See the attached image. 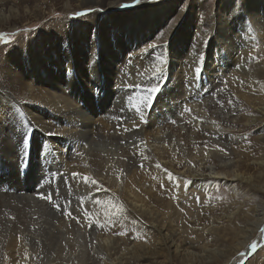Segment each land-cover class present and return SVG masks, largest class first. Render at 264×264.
I'll return each instance as SVG.
<instances>
[{
  "label": "bare ground",
  "instance_id": "6f19581e",
  "mask_svg": "<svg viewBox=\"0 0 264 264\" xmlns=\"http://www.w3.org/2000/svg\"><path fill=\"white\" fill-rule=\"evenodd\" d=\"M27 1L30 0H0V28L1 25L4 24V20L7 19L6 16L15 18V16H17V11L29 10L27 9ZM53 1L54 0H33L35 3L34 18H42L46 12L45 7L49 5L50 13L52 11L51 4H53ZM119 1L121 0H83L79 2V5L82 4L81 8H102L104 6H114V4ZM259 1L260 0H243L245 5L243 9H247L250 14L254 15L251 20L260 30L258 32L260 36L264 37V19L260 23L257 15V8L258 5H260ZM172 3L174 4L172 7V4H170L163 9H168L170 7V9H176L180 6L181 0H175ZM217 4L218 12L215 15L216 25H214L215 22H207L206 27L208 28V32L202 29V25L199 27L197 26L196 29L199 30L200 35L195 45L190 44L188 41L193 34V20L198 15L195 14L193 10H189L187 17L176 34V38L172 39V50L169 51V53L165 52L166 58H164L163 62L159 65L161 66L159 68H162V72H158L157 68H149V65H147V62L159 63V61L149 58V56L152 55H148V57L142 54L136 55L127 62L124 59L121 60L122 52L125 50L124 48L119 46L122 51L120 52L115 45L110 48L103 39H99L98 41L102 52L101 60H103L107 66L109 65L106 73L107 82L109 84L115 83L114 86H116L119 82L122 83L123 78H133L136 74L139 75V79H134L131 83L135 85L147 75V77L142 80V87L137 90L139 93L134 90L131 91L133 95L141 98L142 101L150 96V89L152 87L160 86L159 92L151 93V96L153 98L155 97V100H157V103H154V105L178 100L182 98V96L186 102L200 100L198 102L199 105L209 116L223 127L228 128L209 132L212 136V138H209V141L206 138L198 140L200 144L215 141L219 144L220 148L225 149L223 153H215L212 156L204 157L206 161L203 164V170L200 175L191 172L184 160V156L176 145L171 144V142L170 144L163 143L161 145L154 144L140 147L137 152L126 150L125 147H120L121 157L116 161L117 165H113L112 163L105 172L103 171L104 163L102 166L100 165L102 163L98 157V153L91 152L90 157L86 161L84 154L77 156V150L80 145H76L72 148V141L76 144L78 140L81 139L94 141L95 137L98 139L100 138L98 134L93 135V132L87 131L83 125H81L80 129H76L75 131L74 129L65 131L62 129L54 130L50 125L45 123L47 117L45 114L41 113L39 110L40 108L48 107L47 111L54 113V118H56L57 115L63 118L64 116L74 117L76 114H81V112H83L81 108H78L81 99L79 91L73 92L72 94H65L62 88L57 89L58 86L63 83L61 75H54L51 69L47 68V62L45 60L40 63L32 60L31 70L33 72V78H31V80L27 78L24 79L25 87L9 88L5 85L4 88H0V93L3 94V103L5 105H12L18 111H25L26 109L25 112L29 115V119L37 125V128L47 134L50 132L56 134L49 135L48 138H46V140H49V142H47L48 146L43 147L42 152L40 149L39 153H37L38 157H44L49 153V150L54 149V152L56 151L54 156L57 159L55 166L59 169L60 173L61 169H64L67 171L66 173L70 178L74 172L89 178L88 183H85L83 180L71 178L72 181L79 185V188L86 191L83 197H80V195L75 199L67 195L62 197L64 200L68 199V201L71 202L77 200L75 204L73 202L72 206L69 204V207H67L69 209H64L63 211L66 217L68 216L67 212L78 213V217L72 214V218L67 219L72 222L76 218L75 224L78 226L66 230L62 229L61 223L57 226L56 224H49L51 218L55 219L54 221L57 223L62 219L61 217H57V212L53 211L54 209L52 207L50 210L48 205L46 206V204L36 201L37 196L35 195L37 193L33 195V193H35V191H33L34 189L32 190L28 187L27 189H23L0 186V211L4 216L2 222L4 224H10L5 230L3 225V227H1L3 228L2 231L0 230L1 257H4V255L5 257L7 256L12 264H126L128 256L129 259L134 257L138 259V261L141 260L138 258L139 255L137 256L134 254V249L139 246V248L142 249L141 251H143L140 257L143 258L155 255V257L162 256L167 259H171L172 257L184 259V262H189V264H218L217 262L222 261L223 264L228 259L230 260L237 255L242 248H247L246 244L249 239L255 235L260 222L263 223V195L260 196V199L255 205H249L252 207L250 209L251 211H246L242 218L243 222L237 225V227L235 226L236 228H233V242L222 249H219V247L217 248V244L215 245L216 247H213L207 243L213 238L219 237L220 231L224 230L223 224L233 226L236 224V220H239L240 216L238 213L239 205L235 206L232 212L224 215L222 214V217L213 216V208L210 206L206 207L205 201H208L214 181L220 182L224 186L232 189V195L236 196L238 193H241L240 184L242 182L243 184L245 183V187L249 190L252 188L254 189V187H256L254 183L256 181L255 175L258 176V173H261L264 169V160L256 157L255 155L257 153L255 154L254 148H252L255 143L257 146L259 145V147L264 149V133L259 138L258 142L254 139V143L252 144L250 141H247L245 136L239 134L238 131H232V129L235 128V124L241 123L238 117L240 110H242L240 109L241 104L253 110V113L247 117L248 121L246 120V122H244L245 125L254 126L264 119V70H262L257 63H253L246 71L237 70L239 57L242 53L241 48H239L241 42L239 41L240 34L234 44L232 46L229 45L228 42L232 41V37H236V33H234V30L230 29L227 21L226 23L223 21V18L227 17L225 16L227 13L225 9L228 10L231 8V0H218ZM3 7H5L7 11L4 12ZM185 7L186 6H181L178 8L179 14L184 11ZM29 11L31 12L33 10ZM95 16L96 15H92V17L89 18L90 24L97 22L98 19ZM146 17L148 18L149 14H146ZM112 18L113 19H110L111 21L114 20L119 22L126 17H124V14L118 13L112 16ZM229 21L232 23L231 20ZM145 22L149 31H152V25L155 24L154 21L146 19ZM95 25H97V23ZM238 29L239 27H236V31ZM215 31L217 32V36ZM60 33L63 32L59 31V34ZM170 33L171 30L169 31V34ZM152 35L151 33L140 34L139 37L132 41L131 45L136 47V50H134L137 51L139 48L147 45L148 43L140 44L147 42ZM179 37H183V41L180 40L181 38L178 39ZM79 38L80 44L84 47V51L93 47L94 43L92 45L90 43L91 40L87 43L83 36ZM186 43L188 47L190 46L192 49H190L186 55L182 56V58H179V56L176 55V51ZM75 45L77 47L76 43ZM187 45L185 47H187ZM30 46L31 45L28 43L26 49H29L32 57V47ZM223 47L225 50H223ZM217 49L222 51L224 55L230 56L229 61L225 60ZM161 52L163 53L162 49ZM128 53L130 52L124 54H127L125 56L126 58L129 57ZM77 56L74 60L78 62L80 59H78ZM201 57H203V60H201ZM61 58L62 59H59V57L52 55L51 63L55 64L58 70L62 69L65 65L64 71L67 70V75L72 76V67L74 64L71 54L65 52ZM183 58H188V61L182 60ZM132 60L133 63L131 64L129 61ZM164 61H166L165 64L167 66H164ZM127 63L130 64L127 75L118 74L115 71L114 68L121 69L123 65L128 66ZM5 65L10 67L7 62ZM165 67L166 69L168 68L167 71H164L166 70ZM197 67L202 68V72L199 76L195 73ZM10 68L14 69V67ZM145 68L152 70H144ZM170 68L172 72H170ZM163 71L165 75L167 72V77L170 75L180 77L181 79L185 78L184 83L189 85L190 90L188 89L182 92L178 82L176 85L168 81H165L163 84V79L161 78ZM15 73L17 76L21 74L20 71H15ZM93 73L94 70L90 69V74ZM43 74L45 75V83H43L44 79L40 77ZM167 77L163 78L167 79ZM222 87L226 90L225 95L213 92V90L217 91L215 88L221 89ZM94 88L96 89L97 86H94ZM192 88H194L193 91L191 90ZM83 94L89 96L87 91H84ZM71 96H75V98L71 99ZM129 103L133 110L137 108L140 109L132 100V97H130ZM119 114L120 113L116 114V116ZM54 121L58 124L61 122L58 119ZM133 126L129 129H125L126 132L122 134V136L116 133L113 135L112 133L109 139L119 142L125 141L126 138L136 134L137 125L135 124ZM0 129L3 130V128ZM60 138L62 139L60 140ZM42 141L43 138H40V146ZM0 142L2 145L0 150L4 154L5 159H9L15 169L18 168L17 159L19 158L15 151L17 149L10 140L8 141L6 138L0 140ZM51 142L63 149L68 146L71 148L67 149L66 152L64 150L57 151ZM41 157L38 165L43 166L45 161L42 160ZM145 157H147V159H145ZM157 164L161 167L157 168ZM256 172L258 173L256 174ZM49 173L50 172H48V175ZM169 173L172 174L171 178H169ZM137 174L144 179L136 180L135 175ZM46 175L47 174H45V176ZM41 176L44 175L40 174L39 178H41ZM92 180H95L96 184H92ZM178 186L180 190L177 189ZM260 187L264 189L263 186ZM193 191H196V193L202 197L201 204H199V198L195 201L192 200L193 198H189L191 204H188V213L186 216L189 225L183 226L187 231H190V236H194L193 239L187 240L185 236L184 238L177 235L172 236L170 235L172 232L169 234L166 233L167 229L164 232L161 228L153 227V232L151 233L149 231V233L146 234L147 242H145L144 245H136L133 243V245L130 246V244H132V235H126L124 237L117 235V233L120 232L117 227L118 223L123 219L125 213L152 215L153 213L157 214L159 212L161 216L165 215L167 219L171 221L172 217L170 215H177L176 213L180 207L179 205L185 207L186 203H188V200L181 199L178 194H181V196H190ZM170 193L171 199L168 201L166 196H169ZM60 196H58V198ZM81 204L83 205L82 207ZM114 206H122L123 211L117 212ZM86 210L90 211L93 215H82ZM80 212L82 213L79 214ZM105 212H110L113 216L98 218L101 215L103 216ZM96 214H98V216ZM5 215L7 216L5 217ZM63 215L62 218H64ZM21 219L26 220L24 224H19ZM90 220H99V224L92 223L91 226H89ZM161 222L163 221L161 220ZM110 223L114 225L112 226ZM121 226L120 224V227ZM169 231L171 230L169 229ZM70 233L71 235H69ZM263 237L264 233L260 236L259 240L262 238V241H264ZM37 241H39V243H37ZM148 241L150 243H148ZM198 241H203V243L200 246V251L195 252V244ZM26 251L28 253L27 256H25ZM256 255V253L253 254V258ZM1 262L2 261H0V264Z\"/></svg>",
  "mask_w": 264,
  "mask_h": 264
},
{
  "label": "rangeland",
  "instance_id": "374dc122",
  "mask_svg": "<svg viewBox=\"0 0 264 264\" xmlns=\"http://www.w3.org/2000/svg\"><path fill=\"white\" fill-rule=\"evenodd\" d=\"M81 1L83 0H54L53 4H51L52 11L50 13L49 5L45 7L46 12L42 18H34L33 14L35 13V3L33 2V0H30L27 1V9L33 11H17V16H15V18L6 16L7 19L4 20V24H2L0 28V33L6 34L3 39H0V65H5L7 62L10 67H14L16 72H21L20 76H18L19 78H21L22 76L21 79L23 80L26 78L28 80H31V78H33V72L31 70L32 60L36 61L37 63L45 60L47 62V68L51 69V72L54 75H61L63 83L62 85H59L57 89L62 88V91L65 94H72L73 92L79 91L81 99L78 108H81V110H83L81 114H76V116L74 117L64 116V118L60 117V115H57V117L54 118L55 114L47 111L48 107L40 108L39 110L47 117L45 123L47 125H50L54 130L62 129L68 131V129H74L75 131L76 129H80L81 125H83L87 131L93 132V135L98 134L100 139L95 137L94 141L81 139L78 140L76 144L72 141V148H74L76 145H80L77 150V156L84 154L85 161L88 160L91 152L98 153V157L102 163L99 164L102 166L104 163V172L112 163L113 165H117L116 161H118L121 157L120 147H125L126 150L137 152L140 147H146L148 145L151 146L154 144L161 145L163 143L170 144L171 142V144L176 145V147L180 150L191 172L200 175L203 170V164L206 161L204 160V157L223 152L219 150V144L213 140V142L206 144H200V142L198 143V140L206 138L209 141V138H212L209 132L228 128L223 127L221 124L213 120L212 117L209 116V114L199 105L198 102L200 100H195L194 102H186L184 100V97L182 96V98H179L178 100L163 102L154 105V103H157V100H155L154 97V103L152 104L151 108H149L145 104V99L142 101L141 98L133 95V92H131L133 90L137 91L142 87V80L145 79L147 75L135 85L131 83L132 81H134V79H139V75L136 74L133 76V78H123L122 83L119 82L116 86H114L115 83L109 84L106 77L107 67H109V65L107 66V64H105L104 61L101 60L102 52L98 41L99 39H103V41H105L110 48L115 45L116 48L120 50V52L122 51L119 46L124 48L125 50L122 52L123 54L121 55V60L124 59L127 62L130 58L135 57L136 55L142 54L146 57H148V55H152L149 56V58L152 60H157L159 61V63L147 62V65H149V68L152 69L159 68L161 67L159 65L162 63L163 59L166 58L165 52L169 53V51L172 50V39L176 38V34L183 24L185 18L187 17L189 10H193L195 14L198 15L193 20V34L188 41L190 42V44L195 45L200 35L199 30L196 29L197 26L199 27L200 25H202V29L204 31L207 30L206 32H208V28L206 27L207 22H215L214 25H216L215 15L218 12V0H181V4L179 7L186 6L181 14H179L178 12L179 7H177L176 9H170L174 5L172 2L175 0H141V3L139 5H136L134 8L120 7L121 4H130L132 0H121L115 3L114 6H104L102 8H81L82 4L79 5V2ZM238 3L239 0H231V8L228 10L225 9V11L227 12L225 16L227 17H222L224 23H226L227 21L230 29L234 30V33H236V37H232V41L228 42L229 45L232 46L240 34L239 41L241 42L239 48H241L242 53L239 57L237 70L246 71L249 69V67H251L253 63H257V65L262 70H264V37H261L258 33L260 30L251 20L254 15L250 14L247 9H243V20L237 18V16L240 14L235 11ZM259 3L260 5H258L257 8V15L259 18V22L261 23L264 19V0H260ZM170 4H172L170 8L163 9ZM88 9L99 11L88 12V14L85 16L75 15L78 12H85ZM3 11H7L5 10V7H3ZM118 13L124 14V17L126 18L122 19L119 22H116L114 20L111 21L110 19H113L112 16ZM146 14H149L148 18L146 17ZM92 15H96L95 17L98 19L96 22L97 25H95V22L94 24H90L89 18L92 17ZM146 19H151L152 21H154L155 24L152 25V31H149V29L147 28L145 22ZM229 20H231L232 23ZM236 27H239L237 31ZM170 30L171 33L169 34ZM59 31L63 33L59 34ZM145 33H151L153 35L147 42L141 43L140 45L148 43L162 45V47L157 46L154 49L149 48L147 52H143L142 50L148 46L147 44L135 51L136 47H133L131 45L132 41L139 37L140 34L143 35ZM160 33H163L164 35L161 36ZM215 33L217 36L216 31ZM80 36H83L87 43L91 40L90 43L92 45L94 43L93 47L84 51V47H82V45L80 44ZM178 39L183 41V37H179ZM4 40H9L10 43H4ZM28 43L31 45L30 47H32V57L30 55L29 49H26V45ZM75 43L77 44V47ZM186 45L187 43L183 45L184 47L182 46L179 50L176 51V55H178L179 58H182V56L186 55L187 52L192 49L190 48V46L188 47V45L187 47H185ZM161 49L163 53L161 52ZM223 50H225L224 47ZM217 51L221 53L225 60L229 61L230 56L224 55L223 52L218 49ZM65 52H69L73 60L72 62L74 65L72 67V76L67 75V70L64 71L65 65L62 67V69L58 70L56 65L51 63L52 55H54L55 57H59V59H62L61 56ZM127 52L130 53H128L129 57L126 58L125 56L127 54H124ZM76 56L78 59H80L78 62L77 60H74ZM187 59L188 58H183L182 60L188 61ZM129 62L132 64L133 60ZM165 63L166 61H164L163 64ZM97 66H99L100 68ZM129 66L130 64H128V66L123 65L121 69H114L118 74L127 75L129 72ZM164 66L167 65L165 64ZM90 69L94 70L93 74H90ZM152 69L145 68L144 70L150 71ZM167 70L168 68L164 71ZM164 71L161 77L163 79V84L165 83V81L175 83V85L178 82L180 84L182 92L188 89L190 90L189 85H186L184 83L185 78L181 79L180 77H174L170 75L167 77V72L165 75ZM170 72H172L171 68ZM40 77L44 79L45 75L43 74ZM163 77H167V79ZM43 83H45V79ZM94 86H97V88L95 89ZM215 89H217V91L213 90L214 93L216 92L217 94L219 93L223 95L226 94V90L223 89V87L221 89ZM191 90L193 91L194 88H192ZM84 91H87V93H89V96L83 94ZM130 97H132V100L140 109L137 108L133 110L129 103ZM73 98H75V96H71V99ZM242 105L243 104L240 105V109L242 110H240L238 114L241 123L235 124V128H233L232 131H238L239 134L247 138V141H250L253 144V140L256 139V141L258 142L259 138L264 133V119H262V121L255 124L254 126L245 125L244 122H246V120L248 119L247 117H249L250 114L253 113V110L246 105ZM185 109H190V111H186ZM20 113V123L16 125V135L18 139H21L22 137L20 136V133L25 131V129H27V131L31 135L30 166L28 163L29 144L27 141L23 143L25 155L24 165L21 166L20 160L17 159L19 171L18 168L15 169L13 167L12 162L9 161V159H5L4 154L0 150V186H6V188L18 187L23 189H27L28 187L29 189H34L33 191H35V193H33V195H35L38 190L37 181L41 180V178H39V175H44L41 176L44 177V180H41V183L44 184L45 188H48V184L46 181H51L52 189L56 188L58 185L60 188L59 195L53 197V204H59L61 206V210H57L53 206V204H50L46 200H39L40 198L37 196V194L35 195L37 196L36 201L42 202L46 204V206L48 205V208L50 210L52 207L54 209L53 211L57 212V217H61V219L63 220L57 223L54 221L55 219L51 218V220H49V224H56L57 226L59 225V223H61L62 229L64 230L75 228L78 226H76L75 224L76 218L72 222L68 221L67 219L72 218V215L66 217L63 210L69 209L67 208L69 207V204L72 206L73 202L75 204L77 200L71 202L68 201V199L64 200L62 197L64 195H67L69 197L72 196L73 199H75L79 197V195L80 197H83L86 194V191H84L82 188H79V185L72 181V176L70 178L66 173L67 171L64 169H61V174L63 175V179L64 181H66V183H60V180L55 173L57 172V168L55 166V164L57 163V159L54 156L56 153V151L54 152V149L49 150V153L44 156L46 157V159H42L45 161L43 166L38 165L41 157H38L37 155V153H39L41 149L39 142L40 138H43L41 144H43L44 147H47V142H49V140H46V138H48L49 135L47 133H44L39 128H28L27 125L28 121L30 120L29 115L23 110H20ZM118 113L120 114L116 116V114ZM57 119L61 121L59 124L54 121ZM135 124L137 125V131L135 132L136 134L130 136L129 138H126L125 141L119 142L109 139L112 133L113 135L114 133H116L117 135L122 136V134L126 132L125 129H129ZM11 133H13L12 127H3V130L0 129V140L6 138L9 141V135ZM62 138H60V140ZM51 143L54 145V148H56L57 151L64 150L66 152L67 149L71 148L70 146H68L63 149L55 143ZM1 146L2 145L0 142V147ZM252 148H254L255 154L257 153L255 156L264 160V149L259 147V145L257 146V144L255 143L253 144ZM15 151L18 155V150ZM49 169H51V173H49L48 175ZM257 173L258 172H256V174ZM259 173L258 176L255 175L256 181L254 183L256 187H254V189L252 188L253 190H249L245 187V183L243 184L242 182L240 184L241 193H238V195L236 196L232 195V189L224 186L220 182L213 180L214 184L211 188L208 201H205L206 207L210 206L211 208H213V216L222 217L224 214L232 212L234 210V207L239 205L238 207L240 211L238 210V213L240 216L239 220H236V224L233 226L223 224L224 230L220 231L219 237L213 238L211 241L207 242L209 245H212L213 247L217 246V248L219 247V249H222L233 242V228H236L237 225L243 222L242 218L245 212L251 211L250 209L252 207L250 206L255 205L260 199L261 195L264 196V189H261L260 187H264V169L260 174ZM45 174L47 175L45 176ZM135 179L142 180L144 178L137 174L135 175ZM177 189L180 190L179 186L177 187ZM49 191H51V189H49ZM170 195L171 193L169 194V196H166V199L168 201H170L171 199ZM58 196H60L62 199L60 197L59 199ZM178 196L181 197V199L188 200V203H186L185 207H181V205H179L181 208L179 207V209L177 210V215H170L172 217L171 221H169L165 215V217L161 216V213L159 212L157 214L153 213L152 215H142L137 213L124 214L123 219L119 221L117 227L120 232L123 231L126 233V235L133 236L134 239L132 238V244H130V246H132L133 243L136 245H144V243L147 242L146 234L149 233V231L152 233L154 228L156 227L163 229L164 232L167 229L166 233L169 234L170 232H172V234L170 233V235L172 236L177 235L181 238H184L185 236V239L187 240L191 238L193 239L194 236H190V231H187L183 226L189 225L186 220V216L188 213V204H191L190 199L193 198L192 200L195 201L199 198V204H201L202 197L199 196L196 191H193L190 196H181V194H178ZM66 201H68L69 203ZM82 204L81 207L83 206ZM86 211H84L83 213L80 212L79 214L82 213V215H84ZM87 213L90 216L93 215L90 211H87ZM106 213L110 212H105L103 216L101 215L98 218H107L109 215H106ZM72 214L78 217V213L76 214L75 212H72ZM62 215L64 218H62ZM96 215L98 216V214ZM6 216L7 215H5V217ZM111 216H113V214ZM3 217L4 216L0 211V228L4 225L5 230L9 227L10 224H4L2 222V220H4ZM161 220L163 222H161ZM25 221V219H21L19 221V224H24ZM262 222L263 223L260 222L255 235H253V237H251L246 244L247 248H242L239 251L240 253L238 252L237 255L232 257L230 260L228 259L223 264H264V241H262V238L261 240H259L260 236L264 233V231H262L264 230V217ZM110 224L112 226L114 225L113 223ZM120 224L122 225L121 227ZM168 227L171 231H169ZM2 229L3 228H1L0 230L2 231ZM69 235H71V233ZM126 235L119 236L124 237ZM148 243L150 242L148 241ZM202 243L203 241H198L195 244V252L200 251V246L202 245ZM252 245H255V248H253ZM141 250L142 249L139 248V246L134 249V254L137 256L139 255L138 258L141 260L138 261V259H135L134 257L129 259L128 256L126 264H189V262H184V259H178L175 257H172V260L162 256L155 257V255L143 258L140 257L143 254V251ZM255 253L257 254V257L255 256L256 259L252 256ZM6 257L4 255V257L2 256L0 258V261H2L1 264H12L11 261H9L10 259ZM222 262L217 263L222 264Z\"/></svg>",
  "mask_w": 264,
  "mask_h": 264
},
{
  "label": "snow or ice",
  "instance_id": "6c2138e0",
  "mask_svg": "<svg viewBox=\"0 0 264 264\" xmlns=\"http://www.w3.org/2000/svg\"><path fill=\"white\" fill-rule=\"evenodd\" d=\"M141 3V0H132V2L130 4L126 3V4H121L120 7L122 8H134L136 5H139ZM244 2L243 0H239L238 6L235 9L236 12L240 13L237 18L240 20L244 19V14H243V8H244ZM91 11H99V10H93V9H88L85 12H78L75 15L76 16H85L88 14V12ZM6 34L4 33H0V39H3L4 36ZM161 36H163V33H160ZM4 43H10L9 40H4ZM157 46L162 47V45H157V44H148V46L143 49V52H147L149 48H156ZM201 60H203V57H201ZM163 62V61H162ZM158 72H162V68H157ZM202 72V68L201 67H197L195 69V73L197 76L200 75V73ZM5 85H7L9 88H20V87H25V82L24 80H22L21 78H19L16 73H15V69L10 68L6 65H0V88H4ZM160 91V86H154L150 89V96L145 98V104L151 108L152 104L154 103V98L151 96V93H156ZM186 111H190V109H185ZM26 111V109H25ZM20 116L21 113L20 111H18L16 108H14L12 105H5L3 103V94L0 93V128L3 127H12L13 129V133H11L9 135V140L10 142L14 145V147L18 150V158L20 160V164L21 166L24 165L25 163V155H24V148H23V143L25 141L28 142L29 144V153H28V163L30 166V145H31V135L30 133L27 131V129H25V131L20 133V136L22 137L21 139L17 138L16 132H17V128L16 125L20 123ZM174 122V121H173ZM215 123V122H214ZM28 128L30 129H37V125H35L33 122H31V120L28 121ZM48 135H56L55 133H48ZM43 147L44 145L41 144V152L43 151ZM221 152H225L224 148H220L219 149ZM42 159H46V157H41ZM145 159H147V157H145ZM157 168L161 167L159 164L156 165ZM19 171V168H18ZM49 172L51 173V169H49ZM57 177L60 180V183H66V181H64L63 179V175L60 173L59 169H57L56 172ZM171 173H169V178H171ZM72 179L75 180H83L85 183L89 182V178L87 176H83L80 173H72ZM41 180H44V177H41ZM41 180L37 181V196L42 199V200H46L48 201L50 204H53V197L59 195L60 192V188L59 185L52 189L51 188V181H46L48 184V188L44 187V184L41 183ZM92 184H96L95 180L91 181ZM49 189H51V191H49ZM53 206L57 209V210H61V206L59 204H53ZM116 207V206H114ZM116 211L117 212H121L123 211V207L119 206L116 207ZM68 216H71L72 213L71 212H67ZM85 216H88L89 214L87 212H85L84 214ZM106 215L111 216V213H106ZM92 223H96L99 224V220L96 221H89V226H91ZM103 226V225H101ZM264 231V230H262ZM117 235H126L125 232L121 231L118 232ZM37 243H39V241H37ZM253 248H255V245H252ZM28 253L27 251L25 252V256H27Z\"/></svg>",
  "mask_w": 264,
  "mask_h": 264
}]
</instances>
